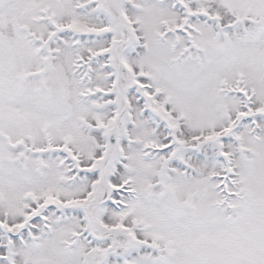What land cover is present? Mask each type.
Segmentation results:
<instances>
[{
	"label": "snow or ice",
	"instance_id": "1",
	"mask_svg": "<svg viewBox=\"0 0 264 264\" xmlns=\"http://www.w3.org/2000/svg\"><path fill=\"white\" fill-rule=\"evenodd\" d=\"M0 264H264V0H0Z\"/></svg>",
	"mask_w": 264,
	"mask_h": 264
}]
</instances>
